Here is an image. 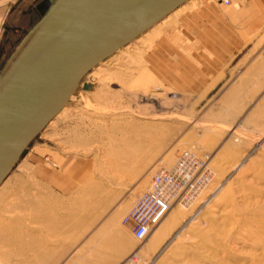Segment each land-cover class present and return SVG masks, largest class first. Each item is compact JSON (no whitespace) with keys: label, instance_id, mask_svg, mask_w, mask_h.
Listing matches in <instances>:
<instances>
[{"label":"rangeland","instance_id":"1","mask_svg":"<svg viewBox=\"0 0 264 264\" xmlns=\"http://www.w3.org/2000/svg\"><path fill=\"white\" fill-rule=\"evenodd\" d=\"M50 2L37 0L32 15L15 13L0 40V72ZM224 2L188 0L88 71L83 82L91 88L80 85L0 185V264H13L3 245H11L14 227H28L30 208L39 206L35 197L57 195L37 182L28 159L38 140L90 162L87 180L68 194V218L79 219L75 228H89L88 213L94 219L120 203L131 205L149 189L154 172L171 167L182 149L208 151L213 183L191 206L172 207L180 222L149 264H264V133L241 154L239 141L229 149L212 148L209 143L225 138L227 128L213 121L217 93L194 91L193 77L179 74L180 68L196 65L190 53L203 55L210 47L207 37L211 42L217 34L209 28L207 35L206 17L211 20L210 10L218 6L219 19L221 8L229 7ZM224 163L229 166L218 170Z\"/></svg>","mask_w":264,"mask_h":264},{"label":"crops","instance_id":"2","mask_svg":"<svg viewBox=\"0 0 264 264\" xmlns=\"http://www.w3.org/2000/svg\"><path fill=\"white\" fill-rule=\"evenodd\" d=\"M35 3L36 0H0V40L4 30L11 27L15 13L32 15L35 11L30 7ZM225 4L229 7L226 12V7L221 8L219 19L214 15L218 6H212L211 20L206 17V33L210 28V33L217 34L211 42L207 37L210 47L206 46L203 55L190 53L196 65L180 68L179 74L187 71L193 77L189 82L194 91L217 93L211 105L213 121L227 128L225 138L209 143L211 147L229 149L239 141L241 154L264 133V0H235V4L229 0ZM188 148L209 155L201 148ZM203 148L207 150V146ZM30 150L28 159L37 182L57 195L35 197L34 203L39 206L35 211L30 208L28 227L13 228L11 245H3L7 248L4 252L11 251L13 264H149V256L157 253L177 228V212L170 210L144 240L137 239L131 226L123 222L136 201L131 205L120 203L94 219L88 213V222L92 220L89 228H75L79 219L68 218L66 204L72 198L68 194L87 180L90 162L65 155L48 141H35ZM228 166L220 164L218 170ZM85 215L81 217L84 223ZM135 253L137 261L132 259Z\"/></svg>","mask_w":264,"mask_h":264},{"label":"water","instance_id":"3","mask_svg":"<svg viewBox=\"0 0 264 264\" xmlns=\"http://www.w3.org/2000/svg\"><path fill=\"white\" fill-rule=\"evenodd\" d=\"M61 1L50 4L24 38L40 26ZM187 1L70 0L60 19L40 37V43L46 39L49 43L56 35L57 43L22 73L16 84L0 94V184L28 145L68 103L92 67ZM76 7L84 15L79 20L66 22L67 12ZM29 77L32 78L25 82ZM88 87L85 83L84 88Z\"/></svg>","mask_w":264,"mask_h":264},{"label":"built area","instance_id":"4","mask_svg":"<svg viewBox=\"0 0 264 264\" xmlns=\"http://www.w3.org/2000/svg\"><path fill=\"white\" fill-rule=\"evenodd\" d=\"M212 183L209 155H200L191 148L182 149L171 167L154 172L149 189L138 197L123 222L131 226L137 239L144 240L173 206H191Z\"/></svg>","mask_w":264,"mask_h":264},{"label":"bare ground","instance_id":"5","mask_svg":"<svg viewBox=\"0 0 264 264\" xmlns=\"http://www.w3.org/2000/svg\"><path fill=\"white\" fill-rule=\"evenodd\" d=\"M54 1L55 0H51L50 4H52ZM69 1L70 0H62L61 4L53 11V13L40 26H38L30 35H28L26 38H24V40H20V42L17 44V46L15 47L13 52L7 58L4 67H3L2 71L0 72V94H2L6 89L10 88L13 84H16L17 82L16 83H14V82L17 81L22 76L21 74L26 72L28 69H30V67L34 63H37V61L40 60V57H42L47 51H49L57 43L56 42V38H57L56 35L53 37L54 38L53 41L49 42V43H47L49 39L48 40L46 39L47 41L45 40L42 43H40L42 40L40 37H42V35H44V32L47 31L48 28H50L54 24V21L56 22L57 19H60L59 17L63 14L64 9L67 7L66 4ZM50 4H49V6H50ZM49 6H48V8H49ZM48 8L46 9V11L48 10ZM45 12L43 13V15L45 14ZM67 14L68 15L64 17V20H66V22H69V21L72 22L73 20H76V19L79 20V18L84 15L83 11L77 7L75 9L71 10L70 12H67ZM34 24L28 30H30L34 26ZM150 29H152V27ZM58 33H56V34H58ZM39 45H42V46H40L38 48ZM84 76H83V78H84ZM30 78H32V77H29L25 82H28L30 80ZM83 78L81 79L78 87L76 88V91L78 90V88H80V85H82L84 87V84L86 82H83ZM88 85H89V87L87 89H90L92 84H90L88 82ZM72 95L70 96V98L72 97ZM65 107H66V105L57 115H60L61 112L65 109Z\"/></svg>","mask_w":264,"mask_h":264}]
</instances>
